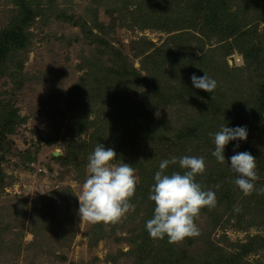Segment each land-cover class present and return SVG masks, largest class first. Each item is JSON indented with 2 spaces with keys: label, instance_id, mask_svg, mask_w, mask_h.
<instances>
[{
  "label": "rangeland",
  "instance_id": "374dc122",
  "mask_svg": "<svg viewBox=\"0 0 264 264\" xmlns=\"http://www.w3.org/2000/svg\"><path fill=\"white\" fill-rule=\"evenodd\" d=\"M45 1H33L43 8L44 14L36 16L35 23L28 28V46L11 50L0 62V264H177L180 259L183 264H201L203 260L209 263V258L213 257H208L210 252L217 250L221 255H234L240 250V243L249 237L256 233L263 237L264 209L260 206V194L253 192L245 200L235 184H232L233 189L228 188V181L234 182L235 179V174L230 170V159L225 163L226 170H218L217 173L223 174L220 176V187L230 196L232 202L215 207L210 216L201 212L196 220L200 230L198 237L186 238L179 244H170L165 237L167 245L162 240L150 238L142 222L144 211L137 209L135 204L134 211H130L126 218L116 225H92L80 220L78 197L88 175V163L82 164L78 159L60 162L53 158V153L58 152L57 156L66 155L71 147L75 150L82 141H89L95 131L102 129L101 125L94 124V120L107 122L110 120V111L117 112L121 108L120 102L116 104V98H112L107 90L97 97L94 91L91 97L80 91L79 96L69 94L70 87L77 83L87 70L81 66L83 57L92 61V55L97 49L106 51L108 42L114 49L123 51L133 66L139 69L142 57L150 53L154 46L168 41V37L177 30H166V25L162 27L160 22L153 20L149 24L133 20L132 23L128 21L122 24L111 7L119 5L120 0H57L59 7L66 13L73 14L76 18L81 16L86 29L103 38L102 41H92V36L86 37L81 25L55 16L53 0H47V3ZM248 5L255 9L259 7L255 0H250ZM180 6L173 5L166 12L162 11L161 20L169 22V27L174 26V19L177 23ZM18 9L13 0H0V34L6 28L17 24ZM95 17L108 31L107 34L104 35V31L94 25ZM193 18L194 15L191 16V19ZM262 18L260 14H250L245 29L249 27L251 32H254L255 28L261 31L264 28ZM141 39L152 42L154 46L135 55L132 45ZM230 40L233 39L229 38ZM223 43L218 36H212L208 41V46L211 44L221 51V54L217 51L216 56L224 60L231 69L229 76L221 77L222 82L226 81L228 87L230 81L227 79L234 75L238 80L234 83L235 88L239 87L242 96L246 95L248 98L249 94V98H252L253 94L250 92L257 93V86L262 80L261 74L257 75L252 70L243 68V57L237 48L220 49ZM194 54L199 56L200 52L195 49ZM233 54L242 57L240 65L233 64ZM109 57L107 52L102 54L107 66L111 65ZM233 69H237L238 75ZM87 85L91 87V83ZM126 86L127 84L116 80V90L125 89ZM227 87L222 86V89L228 90L229 93ZM133 88L130 98H136L139 92L146 89L144 86ZM138 95L140 99L124 100V106L128 107H123L119 112L121 116L132 120L131 127L136 133L139 128H155L156 123L157 133L163 132L165 141L171 138L170 152L172 151L175 157L198 149L193 148L194 145H199L200 148L204 146L191 145L193 138L181 137V129L190 122L202 120L203 128L199 137L208 133L211 119L208 118V107L203 108L195 103L185 107L188 103L187 97L175 101L176 103H163L154 98L150 103L141 101L142 93ZM237 111L241 113L236 110L234 118L239 117ZM83 116H87L90 122L83 132L77 134L75 122ZM211 117L219 124L214 115ZM11 118L14 122L10 125L12 128H8ZM134 118L139 120L134 121ZM2 125L5 127L2 128ZM226 126L234 127L232 124ZM106 127L108 126L105 125ZM9 129L12 132H8ZM190 131L189 129L186 132L191 133ZM111 141L113 140L110 137L106 139L102 134L94 142L107 149V142ZM166 143L168 144V141ZM242 143L243 141H237L238 145L242 146ZM164 147L158 150L160 154H163ZM238 150L243 152L245 149ZM27 154L35 159L28 161ZM123 154L125 155V151ZM133 154L143 159L141 164H146L148 170L160 164L146 159L139 151ZM164 156L163 154L162 157ZM174 156L170 153L166 159ZM209 166L212 164L208 160V173ZM172 167L174 165H170L168 169ZM261 167L264 168L262 165ZM230 174L233 179H230ZM136 175L139 179L137 171ZM260 178L264 181V174L260 175ZM236 205L240 208L239 212L234 211ZM212 220L219 222L212 226ZM257 221L260 226L243 229L248 223ZM42 223L51 228L43 230L41 234L35 233ZM145 230L154 245L150 246L152 250H149V246L143 247L142 254L138 244L147 240ZM96 237V243L92 245V240ZM159 241H162L160 245ZM155 252L157 256H153ZM258 253L241 256L240 264H264V252Z\"/></svg>",
  "mask_w": 264,
  "mask_h": 264
},
{
  "label": "trees",
  "instance_id": "16d2710c",
  "mask_svg": "<svg viewBox=\"0 0 264 264\" xmlns=\"http://www.w3.org/2000/svg\"><path fill=\"white\" fill-rule=\"evenodd\" d=\"M33 1L34 0H13L19 7L16 16L17 24L6 28L0 34V62L7 57L11 50L23 49L28 46L30 35L28 28L35 23L36 16L38 17L44 14L43 8ZM249 1L250 0H120L119 5L111 6L116 11L115 15L122 21V24L128 21L132 23V20L138 23L149 24L153 20L160 22L159 24H161L162 27L166 25V30H172L174 28L177 32L170 35L168 41L159 46H154L152 42L146 41V39L134 42L132 46L135 55L143 53L148 48L154 46V49L150 53L144 55L140 60L139 69L133 66L128 60V56L123 51L114 49L108 42H106L108 46V48L105 49L106 51L97 49L96 53L92 55V61L83 57L81 66L83 68L86 67L87 70L83 73V76L78 79L77 83L70 87L69 94L79 96L80 92L82 94L86 92L87 96L91 97L92 91H94L97 97V95L100 96L107 90L112 98H116V104L120 102L119 105L121 108L117 112L110 111L108 114L110 120L107 122L103 120L97 121V119L94 120L96 121L94 124L101 125L102 129L101 131H95L89 141H82L79 147L76 146L75 150H72L73 147H71V150H68L66 155H54L53 158L60 162L78 159L82 164H87L89 156L87 154H89V151L93 152L94 146H96L94 141L102 134L106 139L110 137L113 141H111V143L107 142V147L115 150L118 157L117 160L131 164L138 172L139 182L131 203L135 204L137 209H143L144 215L142 217V222L144 223V229H146V222L151 219L154 214L155 205L154 202L148 199V196L154 184V175L159 171V165H155L152 170H148L146 164H141L143 159L133 153L139 151L146 159L161 163L160 159L165 160L168 154L171 153L174 156V153L172 151L170 152L172 149V147H170L171 138L167 139V144L164 135H162L163 132L157 133L158 128L156 127V123L155 128L145 130H143L144 128H139L138 133H136L131 127L133 123L130 122L132 120H128L124 116H121L119 112L123 107H128L124 106V100L140 99L139 93L143 95L141 101L150 103L154 98H157L159 102L163 103H176L182 100L183 97H187L186 102L188 103L185 104V107L194 103L203 108L208 107V118L211 119L209 121L208 133L201 137H199V133L203 128L204 121L202 120L195 121L196 123L190 122L181 129V137L189 136V138H193L191 145L203 144L205 147L203 146L200 148L199 145H194L192 147L198 149L189 153H181L179 156H203L206 165L208 164V160L211 162L212 166H209L210 172L208 173V168L206 167L205 174L203 176H197L196 180L202 184L205 190H212L215 192L217 206L223 203L230 204L232 202L230 196L224 193L220 187L222 183L220 176H223V174L217 173L219 172L218 170L225 171L227 165L218 163L211 155L215 149L214 133H216L222 125L226 126L232 124L234 127L246 126L248 133L247 139H249V141H243L242 146L239 145L238 147H236L237 141H230L225 148V161H227L232 154L238 152V149H245L243 151H247L257 158V173L259 179L255 181V186L256 188L264 187V181L260 178V175L264 174V168L261 167V165L264 167V28L261 31L255 28L254 32H251L249 27L245 29L249 23L248 16L250 14L262 15L263 18L261 20L264 22V0H255L259 5V7H256L258 9L249 6ZM45 2L47 3V0ZM53 2L56 17L65 18L74 24L81 25L86 32V37L92 36V41H102V36L92 34L89 29H86L85 22L82 20L83 18L81 16L76 18L75 15L68 14L63 8L59 7L57 0H53ZM232 2H234L235 5H233ZM173 5L174 7H179L181 5L177 14L179 18L177 23L176 19H174V26L171 25L169 27V22L161 20L163 15L162 11L166 12V10ZM157 11L159 13H156ZM192 15H194L193 19H191ZM43 20L40 21L43 22ZM222 24L224 26L220 27ZM94 25L97 26L99 30L104 31V35L108 33V31L101 26L102 24L97 21L96 17L94 18ZM144 26L145 25H143V27ZM191 30L195 32L193 33ZM212 36H218L219 40L224 41L220 49H222L221 47H226L228 50L237 48L243 57V68L250 71L252 70V72L257 75L261 74L262 80L257 86V93L250 92L253 94L252 98H249V94L248 98L246 95L242 96L241 91L238 90L239 87L235 88L234 83L238 80H236L234 75L230 76L232 77L231 79H227L230 81L228 87L226 86V81L222 82L221 77L223 75L229 76V71L231 69L228 68L224 60L222 61L220 57L216 56L217 51H219L220 54L221 51L218 50L217 47H212L211 44L208 46V41ZM229 38L233 40L229 41ZM195 49L200 52L199 56L194 54ZM104 52H107L111 57H109L111 62L110 66L105 65L106 62L102 59V54ZM220 61H222V64ZM233 71H237V69H233ZM204 73L217 82V87L212 93H207L201 89L195 88L192 84L190 77L193 74L197 77H202ZM235 73L238 75L239 72L237 71ZM116 80L123 82V84H127L126 88L116 90ZM90 83L91 87L87 85ZM133 86H144L146 89L139 92L136 98H130L134 90ZM222 86L227 87L229 93H227L228 90H223ZM127 93L128 95H126ZM236 110H240L241 113L237 111L239 117L234 118L236 116ZM211 115H214L221 125L214 121ZM12 118L8 128H12V126H10L14 122ZM235 119H238V121L235 122ZM135 120L136 118H134V121ZM88 122H90V120L87 119V116H83L82 119L76 121L75 133L78 134L83 132L88 126ZM105 125L108 127L105 128ZM3 127L5 126L2 125V128ZM189 129L191 133L186 132ZM10 130L11 129H9L8 132H12ZM177 130L179 131V129ZM209 133L213 135L210 136ZM157 134L158 136H156ZM250 134H252L251 138ZM157 137L158 139H156ZM165 145L166 147H164ZM163 147L164 157H162L163 154L158 152V150ZM124 151L125 155L123 154ZM148 151H151V153H147ZM26 157L28 161L35 159L34 156L31 157L30 154H27ZM166 171L171 173L172 171L183 170L179 169L178 165H174V167ZM230 176V179H233L231 174ZM228 184V188H234L232 185L234 182L229 180ZM217 185H219V188L216 187ZM247 197L248 196H244V199L247 200ZM259 197L260 206L264 209V194H260ZM237 206L238 205H236V207ZM202 212L209 216L211 214V210L207 208L203 209ZM219 220H212L210 223L212 226H216ZM248 224L249 225H246L243 229L251 228V226H260L258 221ZM64 225L66 226V224ZM0 227L2 229V226ZM49 228L51 227L42 223L38 226V230H35V233L40 232L41 234L43 230ZM144 233L147 237L148 233L146 230ZM146 239L147 240H142V242L138 244L141 251L143 247L154 245L150 242L148 237ZM96 240L97 237L92 240V245L96 243ZM162 241L165 245L168 244L167 239H163ZM162 241H159L158 245H160ZM239 247L240 250L234 255H221V252L219 253L217 250L216 252H210L208 257H213L209 258V263L203 260L201 264H240L241 256L257 254L259 251L264 252V236L260 237L259 233H256L245 242L240 243ZM149 250H152L151 247ZM143 251L142 254H144ZM216 255L219 259L215 258ZM153 256H157V253L155 252ZM200 258L203 259V257ZM176 263L183 264V260L180 259Z\"/></svg>",
  "mask_w": 264,
  "mask_h": 264
},
{
  "label": "clouds",
  "instance_id": "9594fccd",
  "mask_svg": "<svg viewBox=\"0 0 264 264\" xmlns=\"http://www.w3.org/2000/svg\"><path fill=\"white\" fill-rule=\"evenodd\" d=\"M190 79L195 88L207 93H212L217 87V82L206 73L202 77L193 74ZM247 135L246 126L229 128L222 125L214 134L215 149L211 155L218 163L225 164L224 152L229 142L245 141ZM117 158L114 149H106L100 143L88 156V175L78 197L80 220L92 225H116L130 211H134L131 200L139 182L136 169ZM229 159L230 170L235 174L234 184L242 194H264V187L255 186V181L259 179L257 158L243 151L236 152ZM170 165H178L183 171L168 173L166 170ZM205 172L203 156L185 155L161 161L148 196L155 205L153 217L146 222L150 238L163 240L167 237L168 243L179 244L186 238L200 235L196 220L203 209L212 210L217 206L215 192L205 190L196 180L197 176H203ZM216 187L219 188V185ZM234 211L239 212L240 208L237 206Z\"/></svg>",
  "mask_w": 264,
  "mask_h": 264
},
{
  "label": "built area",
  "instance_id": "2783aa9c",
  "mask_svg": "<svg viewBox=\"0 0 264 264\" xmlns=\"http://www.w3.org/2000/svg\"><path fill=\"white\" fill-rule=\"evenodd\" d=\"M231 58L232 61L234 62L233 64L235 65H240L242 63V57L238 54H233Z\"/></svg>",
  "mask_w": 264,
  "mask_h": 264
},
{
  "label": "water",
  "instance_id": "95a60500",
  "mask_svg": "<svg viewBox=\"0 0 264 264\" xmlns=\"http://www.w3.org/2000/svg\"><path fill=\"white\" fill-rule=\"evenodd\" d=\"M53 154H54V155H58V152H54Z\"/></svg>",
  "mask_w": 264,
  "mask_h": 264
}]
</instances>
